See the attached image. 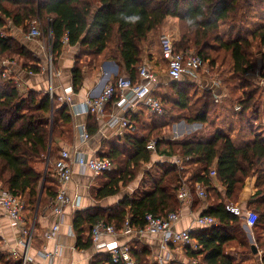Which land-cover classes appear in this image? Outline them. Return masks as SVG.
I'll list each match as a JSON object with an SVG mask.
<instances>
[{
	"label": "trees",
	"instance_id": "obj_1",
	"mask_svg": "<svg viewBox=\"0 0 264 264\" xmlns=\"http://www.w3.org/2000/svg\"><path fill=\"white\" fill-rule=\"evenodd\" d=\"M247 2L248 0H0V30L7 23L6 18L14 26L22 27L23 32L29 31L32 23H37L40 37L46 38L50 32L54 65L62 50L64 38L68 45H78L76 62L71 70L72 89L78 92L83 82L80 60L84 56L94 61H99L100 57L118 59L123 69L120 73L125 72L126 76L135 81L144 45L150 42V32L163 26L168 16L177 17L179 38L174 41L176 50L191 49L204 62L208 61L210 67L218 60L222 63L227 58L233 61V73L228 86L237 79L240 82L237 87L242 92L239 97L230 98L228 102L240 106L238 115L244 120L247 110L256 105L260 94H264L263 90L253 87L254 84L245 76L257 70L261 63L259 75L264 78V23L251 33V39L235 31L246 20L247 6L250 4ZM226 24L231 25L229 29L225 27ZM232 28L234 32L231 31ZM0 54L6 58L14 56L24 59V66H28V69L34 72L40 70L39 60L32 57L10 34L1 36L0 33ZM28 61L31 64L27 65ZM2 71L3 67L0 66V75ZM182 83L184 82L170 83L171 92L177 97L173 96L167 101L184 110L189 107L192 113L182 117H186L190 123L207 122L208 116L217 107L213 93L204 91L190 104L188 93L179 88ZM159 101L161 102L160 99ZM94 117L93 114L88 117L87 129L90 134L96 131ZM71 120L70 109L66 104L58 102L56 95L50 99L46 92H22L12 77L0 81V184L24 200L26 218H32L48 198L52 199L56 195L49 169L57 152L56 139L69 135L67 133ZM160 128L161 126H156L146 135L137 137L130 144V150L124 152L123 158L119 156L120 152L101 155L112 162L116 161L119 168L117 172H111L113 174H105L107 180L95 191V198L117 194L120 186H127L137 177L143 163H152L153 153L147 148L152 137L156 138V153L189 157L188 162L196 164L188 176L189 183L182 181V169L161 168L155 175L151 169L146 172V177L152 188L139 196H125L111 209L114 211L112 216L99 208L76 211L72 228L77 236V246H91V236L84 239L85 224L91 229L102 219L108 224L112 222L119 230L127 217L132 225L143 226L147 213L164 216L176 211L179 205L176 193L183 184L193 192V183L199 182L206 187L205 193L212 192V195L218 197L219 193L212 190L209 178L210 171L215 170L218 181L225 186L226 199L202 214L213 216L217 225L191 231L197 247H186V253L197 261L192 264H240L227 254L226 248L238 245L251 250V244L247 243L242 230L241 217L228 212L225 205L235 202L245 184L252 181L254 191L252 190L247 207L257 213L253 229L263 225L262 138L257 133L252 139L240 134L237 138L241 143H236L233 138L215 133L208 142L181 141L167 143L161 148V144L166 141L160 137ZM129 245L134 263L148 264L147 251L134 248V244ZM261 260L264 263V254ZM0 262L7 264L1 256ZM15 264H21V261Z\"/></svg>",
	"mask_w": 264,
	"mask_h": 264
},
{
	"label": "crops",
	"instance_id": "obj_2",
	"mask_svg": "<svg viewBox=\"0 0 264 264\" xmlns=\"http://www.w3.org/2000/svg\"><path fill=\"white\" fill-rule=\"evenodd\" d=\"M247 3L250 4L247 6L246 20L243 25L238 26L235 31L240 32L241 35L251 39V33L264 23V0H248ZM6 19V25L0 30L1 35L4 36L10 34L14 39L19 41L32 57L39 60L40 70L34 72L33 70L28 69V66H24L26 61L23 59L18 58L19 61L17 58L9 60L0 54V66L3 67L0 81L6 80L2 77V73L8 69L10 78L14 77L19 80L20 86L18 89L22 92L33 90L36 92L47 93L48 74L47 65L44 61V51L46 48H50V39L46 37V41H44L40 38H30L27 36L28 32H23L22 27H16L8 18ZM230 26V24H226L225 27L229 29ZM163 31L168 32L174 41L178 40V18L168 16L163 26L158 30L150 32V35L148 36L150 42L148 44L152 47L148 48L147 42L145 43L143 53L140 56L141 65L139 66L141 67L144 65L150 72L155 74L152 95L154 97L156 96L155 98L158 100L160 99L162 102H160L163 107V112L161 114L152 112L149 107L140 102H135L128 109L121 110L116 105L114 99L107 103L105 117L103 119H99L94 115L96 131L93 134L88 133L87 127L90 113L82 112L81 104L87 98L98 96L106 84L114 81L116 77L121 76L120 74L122 73L120 72L123 69L121 68L118 59L100 57L99 61H94L90 60L89 57L84 56L80 60L83 72L82 86L78 92L72 91L71 95L77 108L74 112H71L72 120L69 125V133H67V135H69L66 138L56 139L57 152L54 155L53 162L49 169L54 187L56 188V193L59 189V182L55 174L54 161L61 149L81 152L86 156L97 155L100 157L101 155L106 156L111 152H120L121 155L119 156L123 158L124 152L130 150V144L137 137L146 135L147 132L152 131L156 126H161L160 129L162 135L160 137L166 141V143L161 144V148L165 147L167 143L181 141L208 142L215 133H221L233 138L236 143H241L237 138L240 134L243 135L244 138L252 139L257 133L264 142V94L259 95L256 105L247 110L245 119L241 120L238 115L240 106L236 103L231 104L228 102L230 98H234V96L228 92L230 87L228 86L230 82L229 78L233 73V61L228 58L223 63L218 60L213 67L209 66V68L206 67L208 62H205L204 69L200 71L202 73L201 75L199 72L194 77H184L179 80L188 85L190 83L196 84L200 81V76L208 79V82L207 79H205L206 81H203L206 83L205 86L203 85V88L204 91H211L213 93L217 107L208 116L207 122L188 123L185 119L179 117L175 122L170 123L171 119L175 117H173L170 112L167 113L162 99L165 98L164 101L167 102L168 99L171 100L174 96L170 93V83H172L173 80L168 77L167 71L165 75H161L156 69V65L160 63H164L166 66L165 60L161 57L159 42V51H153V43L155 47L157 44L156 41L158 40L159 35L164 33ZM231 31L234 32V28H232ZM78 50V45H68L66 42L63 43L62 50L57 58L53 72V90L56 96L62 95L63 90L66 87L72 88L71 70L75 65ZM262 51L264 52V48H262ZM3 62H6L7 64L3 65ZM29 63L31 64V61H28L27 65ZM258 66L257 70L249 72L245 76L247 80L254 84L253 87L255 86L264 91V78H261L259 75L261 63H259ZM217 67H220L221 73H217V70H215ZM209 70H211L212 73L215 70V74L209 73ZM123 73L127 75L125 72ZM240 92H242L241 89ZM168 102L170 103V101ZM173 105L176 108L181 109L174 103ZM170 109L172 110V107H170ZM109 115L125 116L130 121L131 127L124 128L119 124L109 126L105 123ZM81 125L85 126L86 131L89 134V138L85 140L80 136L79 128ZM170 125L173 126V128L175 127V129L177 128L178 131H174V133H171L172 135H164L165 129ZM194 131L196 132V135L191 136L195 133ZM202 131L205 133H202ZM183 133L185 135L182 136V139L181 134ZM155 140L156 138L152 137L151 141L155 142ZM152 153V163L142 164L143 173H141L142 175L140 176L139 181H136L137 183L134 182L132 185V182L128 186H120L121 192L101 199L95 198V191L105 184L107 180L105 174L111 172L94 175L90 170L82 169L78 165H74L72 168L71 180L65 188L69 202L64 207L62 214L57 215L53 212L49 207L53 198H48L32 217H35V222L27 264H109V256H107L105 252L97 251L92 245V241L90 247L83 248L77 246V236L72 228L74 213L76 211L99 208L102 211H106L108 216H112V212L114 211H111V209L125 196H131L133 194L139 196L152 188L150 180L146 177V172L151 169L153 175L157 174L161 168L166 169L176 167L182 169L183 177L181 179L182 181L186 180L188 182V176H190L192 168L196 165L188 162L189 157L184 158L180 155L158 154L155 150ZM112 163L115 165V170L112 172H115L118 170L119 166L116 161H113ZM209 178L211 179L212 190L215 189L219 193L218 197L212 195V192L209 193L208 191H206L205 197H199V188L205 191L206 187L201 186L199 182L193 183L194 191L192 192L191 189H189L191 196L190 200H180L177 196L179 205L176 212L179 214V221L172 226V230H199L198 227L194 226L195 218L198 215H201L206 209L219 203L221 200L226 199L225 186L218 181L216 175H209ZM252 190L254 191L253 182L248 181L239 192L235 202L232 201L233 205H237L243 210L247 209V202L253 194ZM242 221L243 223L241 226L246 236V240L249 244L255 245L257 253H253L252 249L246 250L243 247L234 245L226 248L227 254L235 262L240 264H264L261 260L262 255L264 254V223L261 228H255V230L261 229V231H257L259 233L254 234L253 227H248L243 219ZM111 224L114 225L112 222ZM54 225H58V230L51 238H47L46 233ZM85 225L86 231L84 233V239H88V236H90V226L87 224ZM112 238L119 243H131L134 244L132 245L134 248H142L146 250V261L148 264H170L172 262L176 264H192L197 262L195 259L190 258L187 255L186 247L188 246L182 247L172 244L165 245L162 243L160 235L137 236L135 234L125 235L118 233ZM22 241L23 236L21 232H19L18 227L12 224V221L0 208V256L3 257L4 263L15 264V262L21 261L24 251ZM134 262L135 261L133 260V264H135Z\"/></svg>",
	"mask_w": 264,
	"mask_h": 264
},
{
	"label": "built area",
	"instance_id": "obj_3",
	"mask_svg": "<svg viewBox=\"0 0 264 264\" xmlns=\"http://www.w3.org/2000/svg\"><path fill=\"white\" fill-rule=\"evenodd\" d=\"M40 30L36 23H32L27 36L30 38H39ZM3 36V35H1ZM50 39V32H48ZM67 39L64 38V42ZM159 45L161 57L165 60L167 66V75L173 81L187 77L191 78L196 76L201 70L204 69V60L191 49L186 51L176 50L174 39L167 33H162L159 36ZM48 61H47V74H48V89L47 94L50 99H53V75L52 68V55L51 49L48 47ZM6 65V62L2 63ZM8 69L2 73L4 79L10 78ZM155 74L150 72L144 65L138 69V78L134 81L126 75L118 76L114 81L105 85L101 93L96 97L87 98L81 104V111L95 115L99 119L105 117V108L107 103L115 99L116 105L125 110L131 107L135 102H140L152 112L162 113L163 107L158 99L152 95L154 87ZM15 85L19 88L20 82L13 77ZM72 88L66 87L63 94L57 96L59 102L68 105L70 112L76 110V105L71 98ZM106 124L114 126L119 124L121 127H131L130 121L125 116L109 115L106 119ZM80 136L82 139L89 138L84 125L79 128ZM150 151L155 150V142L150 141L147 145ZM78 165L82 169L90 170L94 175H100L106 172L115 170V165L107 158L97 155L86 156L85 154L77 151H70L68 149H61L54 161L55 174L59 182V189L55 197L51 200L49 207L57 215H61L64 207L68 204L69 199L66 195V185L71 180L72 168ZM209 175H216L215 170L210 171ZM180 200H190V190L183 184L177 192ZM199 197H205L203 189L198 190ZM25 203L21 197L13 194L9 190L0 185V208L3 213L16 225L23 236L24 251L21 257V264H27L29 259V250L32 242V234L34 229L35 217L26 219L24 212ZM225 209L241 217L248 227H253L257 221V213L252 209L243 210L237 205L226 204ZM29 220V221H28ZM179 221V214L176 211L167 213L164 216H154L147 213L144 216L143 226H134L130 223L129 218H125L122 227L118 230L114 225L106 223L104 220H98L90 229V236L92 245L97 251L105 252L109 256L110 263L133 264V259L130 252V245L127 242L119 243L112 237L118 233L125 235H160L163 244L178 245V246H191L197 247L196 241L191 237L192 229H184L181 231L172 230V226ZM217 225V220L208 214L198 215L195 218L194 226L201 228H212ZM58 230V225H54L47 233L46 237L51 238ZM111 237V238H110Z\"/></svg>",
	"mask_w": 264,
	"mask_h": 264
},
{
	"label": "rangeland",
	"instance_id": "obj_4",
	"mask_svg": "<svg viewBox=\"0 0 264 264\" xmlns=\"http://www.w3.org/2000/svg\"><path fill=\"white\" fill-rule=\"evenodd\" d=\"M36 25H37V27H38V24L36 23ZM39 28V27H38ZM29 29V28H28ZM28 30H26L25 32H27ZM164 33H167V34H169L168 32H165V31H163ZM170 35V34H169ZM160 36V35H159ZM40 39H42V40H44V41H46L45 40V38H43V37H39ZM43 41V42H44ZM157 42V44H156V46L154 47V43H153V51L155 50V51H159V47H158V42H159V37H158V40L156 41ZM147 46H148V48H150V47H152L150 44H148V42H147ZM45 53V56H44V61L46 62V65H47V61H48V48H46L45 49V51H44ZM192 52H195V51H193L192 50ZM213 55H215V53L214 52H211ZM51 55H52V53H51ZM6 59H9V60H14L15 58H14V56L12 57V58H6ZM18 59V58H17ZM24 60V59H23ZM53 57H52V68H53V71H54V68H55V66L56 65H54V62H53ZM18 61H19V59H18ZM208 62V61H207ZM206 67L207 68H209V65H208V63H207V65H206ZM156 69H157V71H158V73L159 74H161V75H165L166 74V71H167V69H166V66H165V64L164 63H160V64H157L156 65ZM223 69H225V68H223ZM215 70H217V73L218 72H220V67H217V69H215ZM215 70H214V72L212 73V71L211 70H209V73H211V74H215ZM221 73V72H220ZM223 73H224V71H223ZM123 75H125L124 73H122ZM122 74H120V75H122ZM202 73L200 72V75H201ZM210 74V75H211ZM199 79H200V81H198L196 84H193V85H190V84H188V85H186V83H182V84H180L179 85V88L180 89H182V90H184V91H186L187 93H188V96H189V103L190 104H192L194 101H195V99L197 98V97H199L200 95H201V93L204 91V88H203V85L205 86L206 85V83L205 82H203V81H206L205 79H207V78H204L203 76H200L199 77ZM246 81V80H245ZM185 82H188V81H185ZM207 82H208V79H207ZM247 82V81H246ZM232 85L229 87V90H228V92L230 93V94H232L234 97H239L240 95H241V92H240V89L237 87V86H239L240 85V82H239V80H237V79H235V80H233L232 82ZM248 83V82H247ZM230 85V84H229ZM249 88H250V86H248ZM255 90H257V89H255ZM258 91V90H257ZM260 91H258V93H259ZM171 93V95H174L172 92H170ZM175 97H177V96H175L174 95V98ZM173 98V99H174ZM162 101H163V105H164V107H165V110L167 111V113L168 112H170V114H172V116L173 117H175V118H172L171 119V121H170V123H173V122H175L176 120H177V118H179V117H181V118H183V119H185L186 120V117L187 116H189L190 115V109H189V107H188V109H179V108H176L174 105H173V103L170 101V103L167 101H164V99H162ZM170 107H172V110L170 109ZM170 109V110H169ZM192 113V112H191ZM186 116V117H182V116ZM186 122H188V123H190L189 121H187L186 120ZM173 131V132H172ZM174 131H178V129L176 128L175 129V127L173 128V126H168L166 129H165V132H164V135H170L171 133H174ZM195 132V131H194ZM202 133H205L204 131H202ZM172 135V134H171ZM183 135H185L184 133L183 134H181V138L183 139ZM196 135V132L195 133H193L191 136H195ZM176 136V135H175ZM177 138V137H176ZM175 138V139H176ZM184 138H185V136H184ZM167 139V138H166ZM178 139V138H177ZM179 139H180V137H179ZM165 140V139H164ZM181 140V139H180ZM125 152H127V151H125ZM152 160H153V156H152ZM142 165H141V167H140V169H139V173H138V175H137V177L131 182L132 183V185L134 184V182H136V181H139V178H140V176L142 175L141 173H143V169H142ZM117 172V171H116ZM111 174H113V173H111ZM131 183H129V184H131ZM137 183V182H136ZM128 184V185H129ZM127 185V186H128ZM124 187V186H123ZM119 192H121L120 190H119ZM229 204H233L232 202H229ZM263 228V227H262ZM257 231H261V229H257V230H254L253 231V233L254 234H257V233H259V232H257ZM247 243H249L248 241H247ZM245 249V248H244ZM247 250V249H246Z\"/></svg>",
	"mask_w": 264,
	"mask_h": 264
},
{
	"label": "water",
	"instance_id": "obj_5",
	"mask_svg": "<svg viewBox=\"0 0 264 264\" xmlns=\"http://www.w3.org/2000/svg\"><path fill=\"white\" fill-rule=\"evenodd\" d=\"M251 249H252L253 253H257V249L255 248L254 244H251Z\"/></svg>",
	"mask_w": 264,
	"mask_h": 264
}]
</instances>
